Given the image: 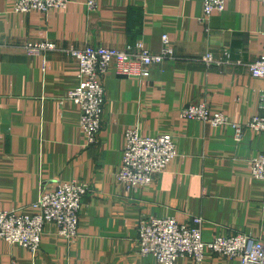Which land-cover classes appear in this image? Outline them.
<instances>
[{"label":"crops","instance_id":"obj_1","mask_svg":"<svg viewBox=\"0 0 264 264\" xmlns=\"http://www.w3.org/2000/svg\"><path fill=\"white\" fill-rule=\"evenodd\" d=\"M15 1L0 0V209L33 213L60 181L77 179L90 189L74 240L48 222L36 254L0 238V264H160L138 252V223L151 217L200 216L205 241L240 232L264 240V180L252 173L264 131L247 128L238 141L232 126L264 116V76L248 66L264 50L262 0H227L207 22L199 19L203 0H98L96 10L87 0H69L47 13L18 12ZM166 33L176 58L152 65L144 78L106 75L99 140L86 144L81 108L69 98L79 64L67 48L143 41L158 52ZM44 39L58 48L41 54L24 48L26 40ZM207 52L223 62L198 59ZM199 102L224 112L231 124L181 116V108ZM131 126L142 136L171 134L177 148L137 191L116 176ZM175 264L198 263L180 256ZM200 264L240 260L206 248Z\"/></svg>","mask_w":264,"mask_h":264},{"label":"built area","instance_id":"obj_2","mask_svg":"<svg viewBox=\"0 0 264 264\" xmlns=\"http://www.w3.org/2000/svg\"><path fill=\"white\" fill-rule=\"evenodd\" d=\"M68 1L16 0L14 9L18 12L47 13L52 9L65 8ZM226 1L203 0V14L199 19L207 22L215 10L224 9ZM87 4L90 10L98 8V0H87ZM163 44L158 52L152 51L143 41L127 44L124 48L106 45L67 48L79 64V83L69 92V98L81 108L80 124L86 144H95L99 140L106 103V75L114 70L120 75L148 77L152 65L177 57L167 33L163 35ZM24 48L30 54H41L56 50L58 46L49 39L26 40ZM224 54L227 62L230 61L229 50L226 49ZM198 59L207 65L223 62L212 52H207ZM248 66L254 76H264V50ZM261 104L264 107V92ZM180 114L215 126L230 123L224 112L212 111L207 102L184 106ZM232 126L236 140L240 141L247 128L264 131V116H254L246 123L232 122ZM125 135L123 162L116 176L128 190L137 191L143 185L150 184L153 176L167 167L177 155V148L171 134L142 136L138 126H131ZM252 173L264 180V152L253 158ZM89 189L87 182L77 179L60 181L53 190L45 192L34 203L36 211L33 213L0 209V238L19 243L36 254L41 247L45 225L54 222L61 237L68 241L74 240L78 235L81 205ZM202 223L200 216H195L188 222H180L173 216L142 218L138 223V252L142 255L153 254L160 264H175L180 256H188L200 264L206 248H209L216 254L239 258L240 264H264L263 239L240 232L205 241Z\"/></svg>","mask_w":264,"mask_h":264}]
</instances>
